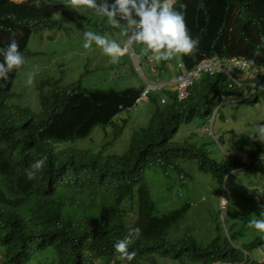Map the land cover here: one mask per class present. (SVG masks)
Returning a JSON list of instances; mask_svg holds the SVG:
<instances>
[{"label": "trees", "instance_id": "obj_1", "mask_svg": "<svg viewBox=\"0 0 264 264\" xmlns=\"http://www.w3.org/2000/svg\"><path fill=\"white\" fill-rule=\"evenodd\" d=\"M179 2L173 7L183 11L189 35L198 39L193 52L181 54L188 68L211 55L239 56L264 64V0H182L183 9ZM67 8L44 0L0 5V37L7 36L9 43L15 40L24 58L7 78H0V264H30L45 253H50L54 264H160L169 258L183 264L242 260V250L230 243L221 224L218 233L206 241L186 232L180 234V224L192 206L190 199L177 211L163 212L158 204L171 188V184L162 185L160 178L177 166L180 158L195 159L201 171L212 175L219 190L227 173L243 164L239 156L214 158L210 144L216 142L197 136L198 125L191 128L192 123L205 122L210 116L214 97L202 94L199 101H192V92L189 100L180 102L171 94L166 104L154 110L149 125L131 128L125 152L106 154V147H81L79 142L91 137L98 125L113 126L116 139L129 122L131 115L125 110L141 94L142 84L100 87L88 78L99 66L88 69L85 63L88 70L83 73L68 67L65 75L62 70L59 77L41 79L35 89L38 98L28 85L15 89L19 83L15 79L25 65L33 66L25 60L37 29H58L71 38L76 27H91L108 39L125 41L114 33L118 34L119 28L87 3L79 4L82 13L74 26ZM47 39L52 40L53 35L47 32ZM149 55L144 54L146 58ZM113 65L102 67L115 69ZM170 66L166 63L159 68L170 71ZM133 70L129 63L114 73L123 77ZM215 79L222 78L208 76L195 90L210 86ZM254 80L261 83L258 90L263 94L259 97L264 98V75ZM18 97L25 103L11 104L19 101ZM157 98L155 93L149 96L153 105ZM183 127L188 129L180 137L178 131ZM241 149L251 157L249 172L264 177V147L258 144ZM41 159V168L29 179L27 171ZM237 175L227 178L230 192ZM153 181L159 185L153 186ZM129 227L140 229L127 249L135 253L131 260L113 247L128 234ZM173 227L177 238L170 240ZM247 229L243 225L232 237L246 236ZM254 244L257 241L243 246L252 248Z\"/></svg>", "mask_w": 264, "mask_h": 264}, {"label": "clouds", "instance_id": "obj_2", "mask_svg": "<svg viewBox=\"0 0 264 264\" xmlns=\"http://www.w3.org/2000/svg\"><path fill=\"white\" fill-rule=\"evenodd\" d=\"M26 1L37 0H0V5L3 6L7 2L19 5ZM44 1L47 3L68 5V16L73 18L70 19V24L72 26H74L75 22L79 20L82 13L79 10V4L87 3L91 8L106 17L109 24L119 28V31L122 35H125V37L121 38L125 39V41L118 43L114 39H108L106 36L94 32L91 27H76L73 30V34L75 37L78 36V39L83 35L84 42L82 47L88 48L92 43H95V45L100 47L101 51L107 55L112 62L118 63L117 59H119L124 51L129 49L133 69L142 75L144 83L142 84L143 89L141 94L135 99L133 104L125 110L126 113L140 110L143 107V102L149 99V96L152 93H155L158 96L156 103L153 105V112L158 106L166 104L169 101L171 94L174 93L177 100L180 102H183L187 99L189 100L192 92L195 93V97L192 98V101H199L198 98H200L202 94L210 98L214 97L215 106L210 116L205 122L201 121L197 124L192 123L191 128L194 127L193 125H198L197 130L202 132L201 136L204 138L203 140H209L210 138L216 142L215 144H210V151L214 158L221 160L229 157V155L239 156V162L243 163L238 168H233L227 173L221 190H219V186H217L215 181L212 183V186L216 189V193L219 198V204L221 206H219V211L221 212L220 215L223 212V219L222 216L220 218V224L223 227V232L234 247L242 250L243 259L237 262H232L230 260H214L212 264H264L263 257L260 260L253 254L254 249L261 248V246L264 247V242L261 240L264 238V236L258 234V236L256 235L254 239L250 240L246 234V236H239V238L236 240L232 237L234 232L231 230V228H235V226L239 224L238 230H241L242 226L246 225L248 229L252 228L254 230L264 231V194L262 191L251 189V197L245 198L240 196L241 194H235L236 190H240L241 192L245 191V184L251 188L256 185L260 186L259 189H261V187L264 188V177L256 173L249 172L252 167L250 164L251 157L241 149V147H243L245 150H247L251 146H257L258 144L260 147H264V118L261 121H257V123H253L255 125H253L252 129L246 127L242 128L243 125L240 123V129L246 128L251 132L252 140L239 137L236 131L230 130V127L222 128V126H220L218 132H215L214 130L216 118L218 116L222 124L229 121L230 119H233L221 112V107L224 105L241 104L245 107H264V98L259 97L263 93H260L258 90V85L261 83H258L254 80V78L257 76L264 75V64L252 63L248 59L239 56L222 58L218 55H211L204 57L201 61L196 63L194 67L188 68L185 62L181 59V54H189L193 52L198 44V39L189 35L184 22L183 11H179L173 7V4L176 2V0H111V2H108V0H101L100 4H97L96 0ZM183 8H185V4L182 2V0H180L179 9ZM44 28L45 27H42L37 29L34 33L32 32L33 34L31 33V41L34 40L37 44L38 39L40 38L44 39L45 41L48 40L47 32L51 35L59 32L63 33V31L58 29L51 30ZM42 33L44 34L42 35ZM133 42L142 45L143 52H150L149 57L146 58L142 52L133 50L131 47V43ZM37 54V49H35L33 52L28 51L25 63H28V61L34 58V56ZM28 57H30V59H27ZM150 59H152V61L155 63L150 62ZM23 60V55L20 51H18V46L15 40H12L9 43V38L7 36L2 38L0 37V78H7V73L13 67H19L23 63ZM144 61L152 63L149 65V71H151L154 75V81L146 79L144 74ZM164 61H166L167 66L171 64V70L168 72L170 75L168 78L164 77V74H167V71H162L159 68V66H164L166 64L162 63ZM21 75L22 74H20V76L15 80H20ZM182 75L184 76L183 85H181L182 81L178 80ZM208 76L216 78L221 77L222 79H215V81L210 83V86L207 85L201 87L200 91L195 90V88L198 86L195 85ZM31 80L32 73L29 72L27 75V82L31 83ZM216 87L220 88L221 92L218 93V91L215 90ZM227 90H229L231 93H227ZM11 104L22 105V103L18 102L17 100H14ZM150 120L151 118L149 119V122ZM149 122L147 124L138 123L131 128L145 127L149 125ZM124 124H127V126L123 128L119 136L122 134H125L126 136L131 132V128H128V122H125ZM187 129L188 127L185 129L183 127L180 131H178V134H180L179 136L181 137V134H185ZM225 132H231L233 134V142L228 141L227 147L224 145L226 143V138L224 135ZM118 137L116 139H113V137L101 147H99L97 142L94 139H91V137H87V140H80L79 145L81 147H87V145L93 146L95 148L106 147L105 153L108 154L107 149L116 143ZM220 151H222V153ZM262 157L264 159V155ZM186 163L190 164L194 168V172H187L185 170L184 164ZM42 164V159L35 161V163L31 166L33 170L27 171V177L32 179L36 174V171L41 168ZM181 169H183L184 172H181ZM196 169L202 175L208 174L211 176V179H213L210 173H205L199 169L198 163L195 159L190 158H180L178 165L167 170L165 174L169 175L171 171L179 173L180 180L182 184H184L187 179L190 180L196 178L194 176ZM232 173H238V175L232 180L233 183L231 186H233V188H231L230 192L228 190L227 178ZM234 182L236 185L235 188ZM172 200L173 199L170 198L169 202ZM191 203L192 206L190 210L185 213L186 216L183 218L184 220L181 224L186 221L187 216L194 205L192 201ZM238 203H241L242 211L243 209L251 206L252 203L256 208L254 209L252 216L243 214V216L235 218V221H230V229L228 231L226 228L227 215L230 214L231 216L235 217L242 212L235 207V205ZM184 204H186V202L181 206L183 207ZM181 206L173 208L171 211H177V209ZM139 233V227H129L128 234L114 242V249L117 250L122 256H125L128 260H131L135 253L129 252L127 249L131 242L139 236ZM255 241H257V244H254L252 248H246L243 246V244H250L251 242ZM174 260L177 261L178 259ZM147 261L148 260L142 262ZM169 262H171L170 259H163L160 261V264H166ZM145 264H149V262ZM180 264L183 263L180 262ZM185 264H188V261H186Z\"/></svg>", "mask_w": 264, "mask_h": 264}, {"label": "rangeland", "instance_id": "obj_3", "mask_svg": "<svg viewBox=\"0 0 264 264\" xmlns=\"http://www.w3.org/2000/svg\"><path fill=\"white\" fill-rule=\"evenodd\" d=\"M114 33L120 38L125 37V35H122L119 30L118 34L116 30H114ZM69 37L62 32H59L53 35L52 40L45 41L44 39L40 38L38 39L37 44L34 40H32L29 43L28 51L33 52L35 49H37L38 54L28 61L29 64L33 65L32 67H28V65H25L19 83L15 86V89L18 90L19 86L21 85H28L31 88L32 93L35 94L38 98L37 91L35 89L41 79H45L50 76L59 77L62 70L65 71V75L66 69L68 67H70L72 70L80 71L81 73H83L85 68L87 69L85 63H87L88 69H93L96 66H99V69L91 72L88 78L92 84H96L100 87L104 88L112 85L116 88H125L132 84L140 85L144 83L142 75L134 70L133 73L129 72L126 76L123 77L114 73L118 69L124 68L126 64L132 63L129 49L124 51L123 54L119 57L122 63L118 65V63L112 62L110 58L106 56L97 45V47L95 46L93 48L94 51L89 48L93 45V43L88 48L82 47V44L84 42L83 35L80 37L79 41L77 38L78 36L75 37L73 33L71 35V38ZM131 47L133 50H138L144 55L145 52L142 51V45L133 42L131 43ZM142 58L144 59L143 56ZM27 59H30V57H28ZM136 61L138 62L137 59ZM149 61L155 63L152 61V59H150ZM150 62L144 61V74L147 80L154 81L155 77L152 72L149 71V65L152 64ZM112 63H114L113 66L115 67V69L102 67L109 66ZM60 64L62 66H60ZM29 72L32 73L31 83L27 82V75ZM77 76L78 75L74 76V80L77 79ZM17 99L19 100L18 102L21 101L22 103H25L24 100L21 99V97H18ZM31 106L34 107V105ZM221 108L222 113L233 119H230L229 121L222 124L218 116L216 118L214 128L215 132H218L220 126H222V128L230 127V130L236 131L239 137L252 140L251 132L246 128L252 129L253 125H255L253 123H257V121H261L264 118V107L261 106L260 108H255L254 106L245 107L241 104H229L224 105ZM152 113L153 104L149 99H147L143 102V107L140 110L130 113L131 116L129 118L128 128H131L138 123L147 124L149 122V119L152 117ZM240 123L243 125L242 128H246L240 129ZM130 134L126 136L125 134H122L121 136H119L116 143L112 147L107 149V152H125L128 146ZM201 134L202 132H197V136ZM224 135L226 138V143L224 145L227 147L228 141L233 142V134L231 132H225ZM113 137H115V131L114 127L111 125L107 127L97 126L93 129L91 134V139H94L99 147L103 146ZM220 152L222 153V151ZM184 168L187 172H194V168L190 164H184ZM194 176L196 177L195 179H187L184 184H182L179 173H176L174 171H171L169 175H166L164 173V175H162L163 178H160L162 185L164 183H168L171 184V188L166 189L164 195L162 196V199L159 200L158 204H160L163 212H168L173 208L181 206L185 201H188V199H190L194 203V205L190 213L188 214L186 221L180 225V234L186 232L206 241L207 239L215 236L218 233L216 229L218 228V226H220L221 216L223 219V212L220 215L221 212L219 211V198L216 193V189L212 186L214 180L211 179V176H209L208 174L202 175L197 169ZM152 185L158 186L159 182L153 181ZM245 185V191L241 192L240 190H236L235 194H241L240 196H242L243 198L251 197L253 189L260 190L264 194V188L261 187V189H259V185H256L252 188L247 184ZM170 198H172L173 200L169 202ZM166 200L167 202H165ZM235 207L239 211H242L241 203L236 204ZM255 208L256 207L252 203L251 206L243 209L241 214H239L238 216L234 217L228 214L226 222L227 230L229 231L230 229V221H235V218L241 217L243 216V214L252 216ZM238 229L239 224H237L235 228H231L232 232ZM245 233L250 240L254 239L256 235L258 236V234L264 236V231L254 230L252 228L247 229ZM176 238V227H173L171 234L169 235V239L175 240ZM261 248H256L253 251L254 256L260 260L262 257L264 258V247L261 246ZM169 259L171 260V262L166 264H180L178 260L175 261L174 259ZM187 260H189L188 257ZM30 264H54L53 257L50 255V253H45Z\"/></svg>", "mask_w": 264, "mask_h": 264}, {"label": "built area", "instance_id": "obj_4", "mask_svg": "<svg viewBox=\"0 0 264 264\" xmlns=\"http://www.w3.org/2000/svg\"><path fill=\"white\" fill-rule=\"evenodd\" d=\"M178 80H179V81H182L181 85H183L184 76H183V75L180 76ZM146 92H147V90H146Z\"/></svg>", "mask_w": 264, "mask_h": 264}, {"label": "crops", "instance_id": "obj_5", "mask_svg": "<svg viewBox=\"0 0 264 264\" xmlns=\"http://www.w3.org/2000/svg\"><path fill=\"white\" fill-rule=\"evenodd\" d=\"M168 72H169V71H167V74H166V73L164 74V77H166V78L169 77Z\"/></svg>", "mask_w": 264, "mask_h": 264}]
</instances>
